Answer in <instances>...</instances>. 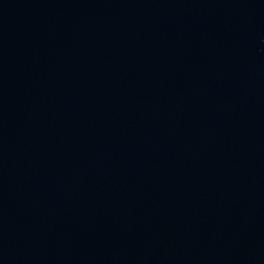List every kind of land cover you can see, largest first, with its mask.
Instances as JSON below:
<instances>
[{
	"label": "water",
	"instance_id": "obj_1",
	"mask_svg": "<svg viewBox=\"0 0 264 264\" xmlns=\"http://www.w3.org/2000/svg\"><path fill=\"white\" fill-rule=\"evenodd\" d=\"M0 264H264V0H0Z\"/></svg>",
	"mask_w": 264,
	"mask_h": 264
}]
</instances>
